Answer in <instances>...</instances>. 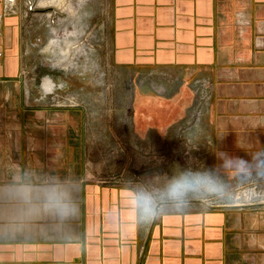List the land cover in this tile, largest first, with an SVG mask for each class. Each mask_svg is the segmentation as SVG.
I'll use <instances>...</instances> for the list:
<instances>
[{
	"label": "crops",
	"instance_id": "obj_1",
	"mask_svg": "<svg viewBox=\"0 0 264 264\" xmlns=\"http://www.w3.org/2000/svg\"><path fill=\"white\" fill-rule=\"evenodd\" d=\"M16 6L6 14L0 0V264H264V208L194 199L151 223L138 219L143 190L114 182L90 157L107 93L75 78L77 106L27 104L41 75L72 81L24 72L33 42L23 0ZM109 10L110 62L136 82L131 94L111 98L110 120L98 125L111 136L104 142H165L192 103L190 84L204 78L213 85L210 168L224 153L250 158L264 148V0H109ZM149 77L165 95L152 91ZM223 174L233 189L238 177ZM51 184L67 185L60 191L75 200L59 217L43 199Z\"/></svg>",
	"mask_w": 264,
	"mask_h": 264
},
{
	"label": "rangeland",
	"instance_id": "obj_2",
	"mask_svg": "<svg viewBox=\"0 0 264 264\" xmlns=\"http://www.w3.org/2000/svg\"><path fill=\"white\" fill-rule=\"evenodd\" d=\"M48 2L53 6L48 7ZM23 4L25 38L33 42L28 48L31 61L24 64V72L31 68L39 73L43 69L49 71L47 74L64 75L72 81L68 85L56 81L51 75H41L36 84L37 96L29 92L27 104L45 105L53 109L72 108L53 107L51 99L57 96L71 97L73 100L70 104L77 106V99L73 97L71 88L76 79L85 81L87 87L96 93L108 94L107 98L103 96L104 104L99 103V112L96 120H93L97 122V130L90 142V157L98 172L111 170L114 182L119 181L125 186L137 184L141 190L146 191L147 188L163 184L167 176L179 166L210 168L209 159L214 143L205 128L213 106V85L210 80L198 78L192 81V103L182 121L169 130L165 142L137 138L104 142L105 137L111 136L104 134L105 128H99V122L107 123L110 120L114 110L112 99L115 101L122 92L131 94L136 82L130 80L124 70L113 66L109 59V0H23ZM16 5L12 13L16 12ZM56 34L63 40L68 39L70 44L71 51L67 54L66 62L59 61L58 57H62L61 49L52 45ZM65 46L66 43L62 41L61 48L64 49ZM58 63L60 64L57 65ZM46 80H50L55 86L45 89ZM149 82L155 94L165 95V90L162 91L161 88L159 91L161 86L152 83L151 77ZM197 84L204 87L202 92L197 90ZM195 125L202 126L204 133L198 139H191L189 129ZM109 181L97 179L99 184ZM259 185L260 183L249 186L238 181L229 195L231 200L238 197L237 203L240 202L241 206L229 209L264 208V187ZM207 202L211 205L231 204ZM256 202L261 203L250 205Z\"/></svg>",
	"mask_w": 264,
	"mask_h": 264
},
{
	"label": "clouds",
	"instance_id": "obj_3",
	"mask_svg": "<svg viewBox=\"0 0 264 264\" xmlns=\"http://www.w3.org/2000/svg\"><path fill=\"white\" fill-rule=\"evenodd\" d=\"M191 139H198L204 133L200 125L189 129ZM215 168L177 167L166 181L149 190L137 193L138 219L148 224L168 211L181 212L193 204L194 198L201 201L230 202L231 185L223 173H234L242 184L252 186L264 179V148L253 152L250 158L224 153ZM64 184H51L43 193L50 214L59 217L65 209L75 207V200L69 191H60ZM74 187V185H73Z\"/></svg>",
	"mask_w": 264,
	"mask_h": 264
},
{
	"label": "built area",
	"instance_id": "obj_4",
	"mask_svg": "<svg viewBox=\"0 0 264 264\" xmlns=\"http://www.w3.org/2000/svg\"><path fill=\"white\" fill-rule=\"evenodd\" d=\"M19 0H6V4H7V13H11L12 10L14 9L15 5L18 3ZM1 19H2V16H0V29H1ZM198 86H200L199 84H197ZM202 88H204L202 85H201ZM203 90V89H202ZM72 98L70 97H54L51 99V105L53 107H57V108H62V107H74L72 106L70 103L72 102ZM257 183H260V187H264V179H260L258 181H256L254 184H257ZM263 189V188H261ZM260 189V190H261ZM253 192H256V191H253ZM222 203V202H220ZM261 202H256V203H253V204H250V205H258L260 204ZM213 207H218V208H234V207H240L238 205H234V204H216V205H212Z\"/></svg>",
	"mask_w": 264,
	"mask_h": 264
},
{
	"label": "bare ground",
	"instance_id": "obj_5",
	"mask_svg": "<svg viewBox=\"0 0 264 264\" xmlns=\"http://www.w3.org/2000/svg\"><path fill=\"white\" fill-rule=\"evenodd\" d=\"M54 1H56V0H54ZM62 1V0H61ZM64 1V0H63ZM53 6V4H50L49 2H48V7H52ZM76 35V34H75ZM69 36V35H68ZM68 40V39H67ZM67 40H63V38L62 37H60L59 36V34H56L55 35V39H54V41H53V46L55 47V48H60L61 49V56L62 57H58V59H59V61L60 62H66V60H67V54L68 53H70V44H69V42H67ZM62 41H64L65 43H66V46H65V48L64 49H62L61 48V46H62ZM59 53V54H60ZM60 63H58L57 65H59ZM84 73V72H83ZM55 85H54V83L53 82H50V80H46V81H44V88L45 89H51L52 87H54ZM197 87V90L198 91H201L202 92V87L201 86H196ZM47 91V90H46ZM159 91H161V90H159ZM197 107V106H196ZM201 114V113H200ZM239 200V198L238 197H234L233 198V200H230V202L229 203H234V205H235V203H236V205H241V204H239V203H237V201ZM250 201V200H249Z\"/></svg>",
	"mask_w": 264,
	"mask_h": 264
}]
</instances>
